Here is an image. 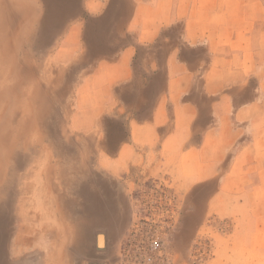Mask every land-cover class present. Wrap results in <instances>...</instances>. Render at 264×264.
I'll return each instance as SVG.
<instances>
[{"label":"rangeland","instance_id":"1","mask_svg":"<svg viewBox=\"0 0 264 264\" xmlns=\"http://www.w3.org/2000/svg\"><path fill=\"white\" fill-rule=\"evenodd\" d=\"M138 1L148 5L150 0H34L38 18L22 53L30 55L39 83L50 85L53 103L35 130L42 146L32 141L13 147L9 170L19 175L12 186L20 194L0 202V264H124L132 227L160 192L180 212L165 242L170 264H211L216 238L230 229L231 222L209 218L190 236L180 232L186 200L170 166L174 158L167 156L175 142H155L151 152L116 157L128 137L123 105L141 95L148 110L156 94H123L126 102L111 111L110 95L93 93L86 83L100 59L117 55L135 39L109 26L129 19ZM151 13L147 9L142 18L147 21ZM155 46L136 52V78L130 83L135 87L147 82L146 71L152 74L146 62L157 54ZM204 240L211 244L208 257L201 255Z\"/></svg>","mask_w":264,"mask_h":264},{"label":"crops","instance_id":"2","mask_svg":"<svg viewBox=\"0 0 264 264\" xmlns=\"http://www.w3.org/2000/svg\"><path fill=\"white\" fill-rule=\"evenodd\" d=\"M148 2L109 26L135 39L100 59L86 81L110 95L111 111L123 94H156L148 110L141 95L123 105L128 137L116 157L175 142L167 156L186 200L180 232L190 236L209 218L231 222L211 264H264V0ZM149 43L157 51L146 62L152 74L135 87V55Z\"/></svg>","mask_w":264,"mask_h":264},{"label":"bare ground","instance_id":"3","mask_svg":"<svg viewBox=\"0 0 264 264\" xmlns=\"http://www.w3.org/2000/svg\"><path fill=\"white\" fill-rule=\"evenodd\" d=\"M37 12L34 0H0L1 203L13 193L15 196L20 194V190L13 189L12 186L16 180H19V175L13 167L9 170L13 161V147L19 145L27 147L28 142L32 141L42 146V140L35 134V130L39 124L44 123L46 108L48 109V105L51 107L50 104L53 103L51 90L48 88L50 85L45 84L43 87L39 83L35 78L36 70L28 62L30 55L28 56L26 52L22 53L24 42L31 40L34 30L32 24L37 22ZM21 113L23 117L18 118ZM37 151L38 149L33 146L32 153L36 154ZM32 153L30 156L33 155ZM31 160L30 158V162ZM45 175L43 182L48 184L47 172Z\"/></svg>","mask_w":264,"mask_h":264},{"label":"built area","instance_id":"4","mask_svg":"<svg viewBox=\"0 0 264 264\" xmlns=\"http://www.w3.org/2000/svg\"><path fill=\"white\" fill-rule=\"evenodd\" d=\"M147 215L138 217L132 227L131 239L122 253L124 264H170L166 238L179 218V209L163 192L153 203L146 204ZM201 255L208 257L211 244L204 240Z\"/></svg>","mask_w":264,"mask_h":264}]
</instances>
